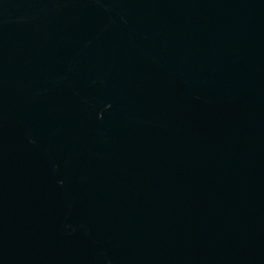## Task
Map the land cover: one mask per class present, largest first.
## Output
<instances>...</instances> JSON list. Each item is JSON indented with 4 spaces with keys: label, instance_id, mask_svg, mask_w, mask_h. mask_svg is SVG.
Here are the masks:
<instances>
[{
    "label": "water",
    "instance_id": "water-1",
    "mask_svg": "<svg viewBox=\"0 0 264 264\" xmlns=\"http://www.w3.org/2000/svg\"><path fill=\"white\" fill-rule=\"evenodd\" d=\"M0 264H264V0H0Z\"/></svg>",
    "mask_w": 264,
    "mask_h": 264
}]
</instances>
